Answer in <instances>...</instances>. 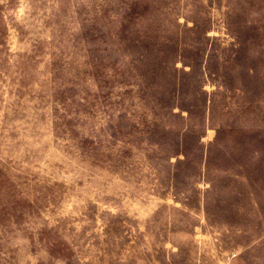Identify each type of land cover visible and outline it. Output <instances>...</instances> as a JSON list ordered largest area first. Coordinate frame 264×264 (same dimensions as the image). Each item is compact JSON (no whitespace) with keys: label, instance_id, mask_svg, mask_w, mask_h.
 Listing matches in <instances>:
<instances>
[{"label":"rangeland","instance_id":"374dc122","mask_svg":"<svg viewBox=\"0 0 264 264\" xmlns=\"http://www.w3.org/2000/svg\"><path fill=\"white\" fill-rule=\"evenodd\" d=\"M0 264H264V0H0Z\"/></svg>","mask_w":264,"mask_h":264}]
</instances>
